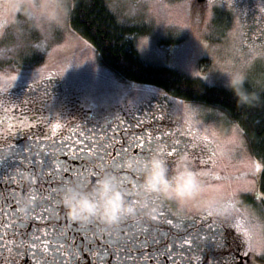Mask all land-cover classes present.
I'll use <instances>...</instances> for the list:
<instances>
[{
  "label": "rangeland",
  "instance_id": "374dc122",
  "mask_svg": "<svg viewBox=\"0 0 264 264\" xmlns=\"http://www.w3.org/2000/svg\"><path fill=\"white\" fill-rule=\"evenodd\" d=\"M105 3L121 24L144 28L135 43L146 62L174 68L209 85L224 86L228 75L243 74L250 85L264 90V0H217L205 5L196 0ZM50 89L72 90L93 115L110 114L113 119H123L120 112L148 100L144 108L168 107V113L167 109L162 113L172 118V131L160 129L155 136L161 135L158 147L169 149L172 144L173 163L183 157L193 168L198 166L208 189L204 198L232 206L230 217L237 218L252 264H264L261 163L249 153L237 124L219 110L189 104L157 86L121 80L100 62L93 45L70 28L69 19L53 29L39 18L22 23L15 14L0 11L3 135L9 134L12 117L29 107L23 100L29 95L25 92ZM27 116L35 117L31 112ZM20 152L0 149V158ZM205 157L208 164H200Z\"/></svg>",
  "mask_w": 264,
  "mask_h": 264
},
{
  "label": "flooded vegetation",
  "instance_id": "af4514ba",
  "mask_svg": "<svg viewBox=\"0 0 264 264\" xmlns=\"http://www.w3.org/2000/svg\"><path fill=\"white\" fill-rule=\"evenodd\" d=\"M42 91L25 92L29 107L12 117L9 134L0 131L1 150H21L0 158V264H252L237 218L218 219L195 204L180 219L174 205H162L153 218L128 220L117 233L74 222L58 203L62 185L87 186L107 169L131 189L137 177L119 161L155 149L175 166L172 144L162 149L155 137L172 131V118L168 107L144 108L149 100L120 112L123 119L93 115L72 90ZM22 200L31 202L28 218L19 212Z\"/></svg>",
  "mask_w": 264,
  "mask_h": 264
},
{
  "label": "clouds",
  "instance_id": "9594fccd",
  "mask_svg": "<svg viewBox=\"0 0 264 264\" xmlns=\"http://www.w3.org/2000/svg\"><path fill=\"white\" fill-rule=\"evenodd\" d=\"M76 0H0V11L15 14L18 22L31 23L39 18L56 29L70 18ZM245 75H228L225 87L235 98L237 108L264 106V95L252 90ZM119 167L137 177L131 189L120 177L105 169L87 186L67 183L61 186L58 203L67 215L82 225L98 224L109 233H117L128 220L153 218L162 205L171 203L182 218L186 209L197 205L201 211L226 220L232 209L221 199H205L207 186L200 174L183 158L170 166L160 149L146 155H128ZM19 212L28 218L31 202L22 200Z\"/></svg>",
  "mask_w": 264,
  "mask_h": 264
},
{
  "label": "trees",
  "instance_id": "16d2710c",
  "mask_svg": "<svg viewBox=\"0 0 264 264\" xmlns=\"http://www.w3.org/2000/svg\"><path fill=\"white\" fill-rule=\"evenodd\" d=\"M69 25L93 45L100 62L121 80L157 86L189 104L219 110L237 124L249 153L261 163L260 189L264 195V106L237 108L226 87L209 85L174 68L146 62L135 43L144 28L121 24L105 0H76ZM247 86L264 95V90L249 83Z\"/></svg>",
  "mask_w": 264,
  "mask_h": 264
},
{
  "label": "snow or ice",
  "instance_id": "6c2138e0",
  "mask_svg": "<svg viewBox=\"0 0 264 264\" xmlns=\"http://www.w3.org/2000/svg\"><path fill=\"white\" fill-rule=\"evenodd\" d=\"M237 78H238V74H237Z\"/></svg>",
  "mask_w": 264,
  "mask_h": 264
}]
</instances>
